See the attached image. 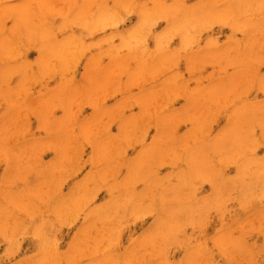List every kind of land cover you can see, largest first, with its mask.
I'll use <instances>...</instances> for the list:
<instances>
[{
  "label": "rangeland",
  "instance_id": "rangeland-1",
  "mask_svg": "<svg viewBox=\"0 0 264 264\" xmlns=\"http://www.w3.org/2000/svg\"><path fill=\"white\" fill-rule=\"evenodd\" d=\"M245 1L0 0V264H264V0Z\"/></svg>",
  "mask_w": 264,
  "mask_h": 264
},
{
  "label": "bare ground",
  "instance_id": "bare-ground-1",
  "mask_svg": "<svg viewBox=\"0 0 264 264\" xmlns=\"http://www.w3.org/2000/svg\"><path fill=\"white\" fill-rule=\"evenodd\" d=\"M229 1H231V0H229ZM244 1H245V0H244ZM247 1H248V3H249V0H247ZM225 2L227 3L226 5L230 4V3H228L227 1H225ZM239 2H241V1H238V3H239ZM245 2H246V1H245ZM245 2H244L242 5H245V4H246ZM234 5H235V4H234ZM236 5H237V4H236ZM44 6H46V5H44ZM209 6H210V5H209ZM209 6H208V7H209ZM229 6H230V5H229ZM238 6H240V5L238 4ZM246 6H247V5H245V6H243V7H246ZM231 7H233V6H230V8H231ZM235 7H236V6H235ZM235 7H234V8H235ZM250 7H251V5H250ZM211 8H212V7H211ZM219 8H221V6H220ZM223 8H225V7L223 6ZM227 8L229 9L228 6H227ZM227 8H226V9H227ZM247 8H248V7H247ZM200 9H201V8H200ZM206 9H208V11L206 10L207 15H208V14H209V15H212V14H211L212 11L210 10V12H209V8H206ZM215 9H216V8H215ZM217 9H218V8H217ZM232 9H233V8H232ZM237 9H239V8L237 7ZM250 9H251V8H250ZM240 10H242V8H241ZM240 10H239V11H240ZM80 11H81V10H80ZM164 11H165V10H164ZM198 11H199V10H198ZM203 11H204V10H203ZM213 11H214V9H213ZM217 11L220 12V10H217ZM217 11H216V13H218ZM235 11H236V10H235ZM242 11H243V10H242ZM244 11H245V10H244ZM246 11H249V10L246 9ZM200 12H201V13H205V12H202V11L200 10V11L198 12V14H200ZM233 12H234V10H233ZM233 12H232V13H233ZM166 13H168V12L166 11L165 14H166ZM195 13H196V12H195ZM206 13H205V14H206ZM221 13H222V12H221ZM236 13H237V15H238L239 12L236 11V12L234 13L233 17H235V18H236V15H235ZM205 14H204V15L201 14V15H203L204 17H206ZM143 15H144V14H143ZM192 15L194 16L195 14L192 12ZM231 15H232V14H231ZM163 16H164V15H163ZM169 16H170V15H169ZM196 16H197V14H196ZM196 16H195V17H196ZM203 16H200L199 19L202 18ZM215 16H217V14H216ZM221 16H222V15H221ZM229 16H230V14H229ZM44 17H45V16H44ZM46 17H47V16H46ZM166 17H167V14H166ZM170 17H171V16H170ZM192 18H193V17H192ZM224 18H227V19H228V18H230V17H225V16H224ZM231 18H232V16H231ZM149 19H151L150 16H149ZM172 19H173V17H172ZM34 20H35V19H34ZM197 20H198V19H197ZM173 21H174V19H173ZM193 21H194V20H193ZM195 21H196V20H195ZM198 21L200 22V20H198ZM198 21H196V23H197ZM142 22H143V21H142ZM199 22H198V23H199ZM25 23H26V22H25ZM145 23H146V22H145ZM174 23H175V22H174ZM194 23H195V22H194ZM196 23H195V24H196ZM142 25H143V23H142ZM175 25H176V24H175ZM175 25H172L171 27H174V28H175V27H176ZM104 26H105V25H104ZM147 28H148V27H147V25H146L145 30H146ZM168 28H169V27H168ZM177 28H178V27H177ZM177 28H176V30H177ZM171 29H172V28H171ZM136 30H137V29H136ZM145 30H144L143 32H145ZM172 30H173V29H172ZM176 30H175V31H176ZM93 32H94V31H93ZM139 32H141V31H139ZM143 32H141L140 34H141V35H144L145 33H143ZM166 32H167V31H166ZM172 32H173V31H172ZM172 32H171V33H172ZM135 33H136V32H135ZM142 33H143V34H142ZM132 34H133V33H131V35H132ZM146 34H147V33H146ZM168 34H169V33H168ZM171 35H172V34H171ZM180 35H181V34H180ZM182 35H183V32H182ZM129 36H130V35H129ZM135 36H136V35H135ZM135 36H133V37H135ZM138 36H139V34H138ZM162 36H163V35H162ZM184 36H186V35H183L182 38H184V40H185V37H184ZM159 37H161V36H159ZM163 37H165V32H164V36H163ZM130 38H131V37H130ZM130 38L128 37V40H129ZM135 38H136V37H135ZM135 38H132L131 40H133V39H135ZM165 38H166V39H167V38L169 39V37H165ZM176 38H177V37H176ZM182 38H181V39H182ZM163 39H164V38H163ZM168 39H167V40H168ZM188 39H189V38H188ZM137 40H138V38H137ZM159 40H160V39H159ZM162 41H163V40H162ZM162 41H160V43H161ZM200 41H201V40H200ZM131 42H132V41H131ZM137 42H138V41H137ZM156 42H157V41H156ZM188 42H189V41H188ZM157 43H158V42H157ZM160 43H158V45H160ZM165 43L167 44L168 41H165ZM183 43H184V42H183ZM186 43H187V42H186V40H185V43H184V44H186ZM66 44H67V43H66ZM156 45H157V44H156ZM168 45H169V44H168ZM14 46H15V45H14ZM66 46H67V45H66ZM126 46H127V45H126ZM2 47H3V46H2ZM4 48H5V46H4ZM4 48H1V49H4ZM54 48L56 49L57 47H54ZM127 48H129V47H127ZM134 48H135V47H134ZM136 48H137V47H136ZM164 48H165V46H164ZM51 49H53V48H51ZM57 49H60V48H57ZM53 50H54V49H53ZM64 50H65V49H64ZM135 50H137L138 52L140 51V50H138V49H135ZM251 50H252V49H251ZM2 51H3L2 54L4 55V50H2ZM62 51H63V50H62ZM65 51H66V50H65ZM131 51L135 54V51H133V48H132ZM159 51H160V49L158 50V52H159ZM210 51H211V50H210ZM129 52H130V51H129ZM138 52H137V53H138ZM162 52L164 53V49H162V51H161L160 53H162ZM213 52L215 53V56L218 54L217 51H213ZM213 52H212V53H213ZM62 53L64 54V51H63ZM66 53L68 54V57H69V53H68V51H67ZM66 53H65V55H66ZM133 53H132L131 56H133ZM163 53H162V54H163ZM208 53H209V52H208ZM212 53H211V54H212ZM216 53H217V54H216ZM54 54H56V55H55L56 57H59V56H63V57H64V56H65V55L61 54V52L59 53L58 51H57V53L54 52ZM54 54H51V55H54ZM130 54H131V53H130ZM138 54H140V53H138ZM211 54H208V55L211 56ZM244 54H245V52H244ZM246 54L248 55L249 53L247 52ZM57 55H58V56H57ZM83 55H84V54H83ZM141 55H142V54H141ZM157 55H158V53H157ZM160 55H161V54H160ZM247 55H245L244 60L246 59V56H247ZM158 56H159V55H158ZM210 56H209V57H210ZM215 56H214V57H215ZM63 57H60V59L63 58ZM68 57H67V58H68ZM162 57H164V55H163ZM165 57H166V56H165ZM207 57H208V56H207ZM67 58L64 59V61L61 60L60 63L62 62L63 65H64L65 61H68V60H69V59H67ZM130 58H131V57H130ZM146 58H147V59H145V60L147 61L149 57H146ZM155 58H156V57H155ZM159 58H160V57H159ZM102 59H103V58H102ZM118 59H120V62H121V61H123V59H125V58H122V59H121V58L119 57ZM118 59H116L117 61H115V62H117V63H115V65L118 64V62H119ZM140 60H141V59H140ZM137 61H139V60H137ZM149 61H150V60H149ZM156 61H157V60H156ZM156 61H155L156 65H155V64H152V63L149 62V64H150L149 69H150V70H151V67L153 68V65H155L154 67H157V63H158V62H156ZM160 61H161V59H159V62H160ZM162 61H164V60H162ZM215 61H216V60H215ZM124 62H125V61H124ZM140 62H141V61H140ZM217 62H218V61H217ZM62 63L60 64L61 67H63ZM147 63H148V62H147ZM153 63H154V62H153ZM46 64H47V63H46ZM141 64H142V62H141ZM141 64L138 63V65H141ZM149 64H148V66H149ZM151 64H152V66H151ZM158 64H159V67H160L162 63H158ZM164 64H165V63H164ZM115 65H114V66H115ZM47 66H48V64H47ZM47 66L45 65L46 68H48L50 65H49L48 67H47ZM114 66H113V67H114ZM141 66H142V65H141ZM148 66L146 65L147 68H148ZM124 67H125V66H124ZM146 67H145V68H146ZM42 68H43V66H42ZM51 68H52V67H51ZM116 68H117V67H116ZM139 68H140V70L143 69V68L141 69V67L138 66L137 69L139 70ZM147 68H146V69H147ZM44 69H45V68H44ZM52 69H53V68H52ZM61 69H63V68H61ZM113 69H114V68H113ZM117 69H118V68H117ZM155 69H156V68H155ZM20 70L23 71L22 69H20ZM123 70H124V69H123ZM135 70H136V69H135ZM138 70H136V71H138ZM150 70H149V72H151ZM44 71H45V70H44ZM44 71H42V72H44ZM113 71H116V70H113ZM152 71H153V69H152ZM154 71H155V70H154ZM138 72H140V71H138ZM142 72H143V71H141V73H142ZM149 72H148V69H147V73H148V74H149ZM21 73H22V72H21ZM151 73H152V72H151ZM153 73H155V72H153ZM1 74H2V73H1ZM71 74H72V73H71ZM130 74L132 75L133 73L130 72ZM136 74H137V73H136ZM157 74H158V73H157ZM4 75H5V74H3V77H4ZM7 75H8V74H7ZM102 75H103V76H102V79H104L103 77H105V76H108L107 78H109V75H108V73H106V72L102 73ZM112 75H113V73H112ZM145 75H146V74H145ZM140 76H142V74H140ZM140 76H139V77H140ZM73 77H74V76H73ZM135 77H137V76H135ZM135 77H134V76H133V77L130 76V78H132V79L135 78ZM1 78H2V77H1ZM113 78H114V76H113ZM113 78H112V79H113ZM130 78H129V79H130ZM2 79H3V78H2ZM132 79H131V80H132ZM3 80H4V79H3ZM104 80H105V79H104ZM5 81H6V80H5ZM102 81H103V80H102ZM102 83H103V82H102ZM25 85H26V84H25ZM171 86H172V85H171ZM4 89H6V90H7V93H8L9 89H8L7 87L4 88ZM6 90L3 91V94L6 93ZM0 91H2V90H0ZM0 93H1V92H0ZM7 93H6V94H7ZM3 94H1V95L3 96ZM58 94H59V93H58ZM62 94H63V93H61V95H62ZM64 94H65V93H64ZM61 95L57 96V98L59 99V97H60ZM63 96H64V98H65V95H63ZM63 96H62V98H63ZM147 98H148V97H147ZM142 99H144V98H142ZM61 100H62V99H61ZM138 100H139V99H138ZM144 101H145V100H144ZM147 101H148V100H147ZM149 102H150V101H149ZM141 103H142V100H141ZM145 104H146V101H145ZM148 106H149V105H148ZM147 108H148V107H147ZM150 109H151V108H150ZM150 109H149V110H150ZM20 111H21V110H20ZM150 111H152V110H150ZM19 113H20V112H19ZM156 118H157V117H156ZM215 119H216V118H215ZM47 121H48V120H47ZM44 122H45V121H44ZM48 122H49V121H48ZM212 122H213V121H212ZM166 124H168V123H166ZM57 126H58V125H57ZM57 126H56V127H57ZM80 126H82V125H80ZM84 126H85V125H84ZM53 128H54V127H53ZM79 128H80V127H79ZM82 128H83V126H82ZM165 128H167V126H166ZM57 129H58V128H57ZM80 129H81V128H80ZM86 129H87V128H86ZM2 130H3V129H2ZM2 130H1V131H2ZM51 130H52V129H51ZM57 131H59V129H58ZM65 131H66V130H65ZM83 131H84V130H83ZM136 131H137V130H136ZM60 132H61V131H60ZM80 132H81V131H80ZM132 132H133V131H132ZM134 132H135V131H134ZM64 133H66V132H64ZM82 133H84V132H81V134H82ZM87 133H89V131H88ZM59 134H60V133L57 134V132H56V135H59ZM89 134H90V133H89ZM92 134H94V133L92 132ZM92 134H90V136H91ZM168 134H169V133H168ZM244 134H245V133H244ZM54 135H55V133H54ZM66 135H67V134H66ZM85 135H86V134H85ZM196 135H197V134H196ZM74 136H75V135H74ZM83 136H84V135H83ZM129 136H130V134H129ZM129 136H128V137H129ZM167 136L170 137V135H167ZM167 136H166V138H167ZM172 136H173V135H172ZM193 136H194V135H193ZM228 136H229V135H228ZM87 137H88V136H87ZM87 137H86V139H87ZM91 137H92V136H91ZM84 138H85V136H84ZM229 138H230V137H229ZM88 139H89V137H88ZM92 139H93V138H92ZM131 139H132V138H131ZM55 140H58V139H55ZM94 140L96 141V139H94ZM107 140H108V139H107ZM166 140H167V139H166ZM166 140H165V141H166ZM173 140H174V139L172 138L171 141H173ZM190 140H191V139H190ZM9 141H10V140H9ZM171 141L168 140L167 143H170ZM223 141L226 142V139L223 140ZM227 141H228V139H227ZM0 142H1V144H3L2 141H0ZM59 142H60V146H61V141H59ZM62 142H63V140H62ZM81 142H82V141H81ZM101 142H102V141H101ZM109 142H112V141L110 140ZM158 142L160 143V141H158ZM158 142L155 141L154 143H155L157 146H159V145H158V144H159ZM219 142H220V141H219ZM219 142H218V143H219ZM53 143H54V142H53ZM74 143H75V142H74ZM82 143H84V142H82ZM96 143H97V142H96ZM112 143L114 144L115 142H112ZM118 143H119V142H118ZM118 143H117V146H118ZM154 143H153V144H154ZM157 143H158V144H157ZM165 143H166V142H165ZM221 143H222L224 146H225V145L227 146V145L230 144V143H228V144L225 143V144H224V143L222 142V140H221ZM232 143L234 144V142H232ZM1 144H0V146H5V145H1ZM66 144H67V143H65V145H66ZM99 144H101V143H99ZM171 144H172V143H171ZM215 144H216V143H215ZM219 144H220V143H219ZM236 144H237V143H236ZM82 145H83V144H82ZM101 145H102V144H101ZM107 145H108V144H107ZM107 145H106V146H107ZM120 145H121V143H120ZM212 145H213V144H212ZM212 145H210L211 147L209 146L211 149H212L214 146H216V145H214V146L212 147ZM217 145H218V144H217ZM111 146H112V145H111ZM111 146H110V147H111ZM151 146H153V145L151 144L150 147H151ZM43 147H44V146H43ZM57 147H59V146H57ZM112 147H113V146H112ZM114 147H116V145H114ZM217 147L219 148V146H217ZM236 147H237V146H236ZM0 148H1V147H0ZM61 148H64V146H62ZM72 148H73V147H72ZM72 148H71V150H72ZM82 148H83V147H82ZM104 148H105V147H104ZM116 148H117V147H116ZM151 148H152V147H151ZM222 148H223V146H222ZM1 149H2L3 151H1ZM1 149H0V152H4V148H1ZM42 149H43V148H42ZM58 149H59V148H58ZM147 149H148V148H147ZM149 149H150V148H149ZM162 149H163V148H162ZM162 149H161V150H162ZM216 149H217V148H216ZM219 149H220V148H219ZM24 150H25V149H24ZM61 150H62V149H61ZM111 150H112V149H111ZM113 150H114V148H113ZM155 150H156V149H155ZM161 150H160V151H161ZM165 150H168V149L165 148ZM165 150H164V152H165ZM172 150H173V149H172ZM213 150H214V149H213ZM230 150H231V148H230ZM6 151H7V150H6ZM9 151H10V150H9ZM62 151H63V150H62ZM64 151H65V150H64ZM64 151H63V152H64ZM69 151H70V150H69ZM73 151H74V150H73ZM114 151H116V150H114ZM156 151H158V149H157ZM156 151H155V152H156ZM188 151H189V150H188ZM188 151H185V152L188 153ZM190 151H191V150H190ZM216 151H217V150H216ZM216 151H215V152H216ZM13 152H14V151H13ZM23 152H24V151H23ZM38 152H39V151H38ZM38 152H37V153H38ZM102 152H103V149H102ZM102 152H101V153H102ZM145 152H146V150H145ZM227 152H229V150H228ZM227 152L224 151V152H222V153H223V155H224V154L227 153ZM25 153H26V152H25ZM69 153H71V152H69ZM103 153H105V152H103ZM149 153H150V152H148V154H149ZM162 153H163L162 151H161V153H159V151H158V154H162ZM192 153H193V151H191V153H189L188 155H189L190 157H192V156H191ZM217 153H218V152H217ZM220 153H221V152H220ZM222 153H221V154H222ZM3 154H4V153H3ZM9 154H10V156H9L8 153H7V155H8L9 158H10V157H11V153H9ZM148 154L146 153V158H147V156L150 155V154H149V155H148ZM184 154H185V153H184ZM18 155H19V154H18ZM40 155H41V153H40ZM97 155H98V154H97ZM155 155H156V157H157V153H155ZM185 155H186V154H185ZM188 155H186V156H187L186 158H189V159H190V157H188ZM3 156L6 157V155H3ZM62 156H64V155H62ZM65 156H66V155H65ZM99 156H100V155H99ZM99 156H96V157H97L98 159L102 158V159H101V162H105V161H103V160H104L103 156L101 155L100 158H99ZM105 156H106V155H105ZM152 156H153V153H152ZM96 157H94V159H93L94 161L96 160ZM154 157H155V156H154ZM156 157H155V158H156ZM179 157H180V156H179ZM141 158H143V156H142ZM155 158H154V160H155ZM157 158H158V157H157ZM119 159H120V158H119ZM11 160H13V159L11 158ZM14 160H15V159H14ZM14 160H13V161H14ZM80 160H81V159H80ZM105 160H107V159H105ZM150 160H152V158H151ZM154 160H153V161H154ZM186 160H187V159H186ZM191 160H192V159H191ZM197 160H199V157H197ZM7 161H8V160H7ZM78 161H79V160H78ZM138 161H139V160H138ZM138 161L136 160V162H138ZM155 161H156V160H155ZM8 162H9V161H8ZM11 162H12V161H11ZM29 162H30V161H29ZM62 162H63V161H62ZM136 162H135V166H136V164H137ZM183 162H184V161H183ZM186 162H188V161H186ZM195 162H196V160H195ZM195 162H194V163L192 162L194 166H195V164H197V163H195ZM14 163H16V160H15V162H13V164H14ZM42 163H43V162H42ZM78 163H79V162H78ZM105 163H106V162H105ZM152 163H153V162L151 161V164H152ZM154 163H155V162H154ZM154 163L152 164V166L154 165ZM156 163H157V162H156ZM156 163H155V164H156ZM190 163H191V162H190ZM192 163H191V164H192ZM17 164H18V163H16V165H17ZM106 164H108V166L110 167V165H109V161H107ZM106 164H105V165H106ZM148 164H149V163H148ZM151 164H150V167H151ZM198 164H200V166H198L197 170H198V171L203 170V169H199V168L202 166L201 163L198 162ZM20 165H21V164H19L18 166H20ZM63 165H64V164H63ZM105 165H104V167H105ZM143 165H145V163H144ZM188 165H189V163H188ZM68 166H69V165H68ZM13 167H14V166H13ZM64 167H65V166H64ZM64 167H63V169H64ZM130 167H131V166H130ZM130 167H129V170H130V171L132 170L131 172H133V170H136V169H134V165H133V164H132V167H133V168L130 169ZM144 167H145V166H144ZM144 167L141 166L140 169H139L138 171H139L140 173H142V172H141V169H142V171H143L144 174H145V172L147 171V169H148L149 167L147 166V167H148V168L146 167L147 169L144 168ZM186 167H187V166H186ZM195 167H196V166H195ZM195 167H194V168H195ZM15 168H16V167H15ZM73 168H74V167H73ZM143 168H144L145 170H144ZM202 168H204V167H202ZM205 168H206V167H205ZM13 169H14V168H13ZM22 169H23V168H22ZM25 169H26V167H25ZM25 169H24V171H25ZM27 169H29V168H27ZM57 169H58V168H57ZM57 169H56V170H57ZM103 169H104V168H103ZM187 169H188V168H187ZM187 169H186V170H187ZM14 170H15V169H14ZM61 170H62V169H61ZM186 170H185V171H186ZM195 170H196V169H195ZM204 170H205V169H204ZM15 171H16V170H15ZM18 171H19V170H18ZM22 171H23V170H22ZM58 171H60V170L58 169ZM64 171H66V170L64 169ZM150 171H151V170H150ZM187 171H190V170H187ZM191 171H192V170H191ZM25 172H26V171H25ZM104 172H105V169H104ZM122 172H123V171H122ZM131 172H130V173H131ZM134 172H135V171H134ZM134 172H133V173H134ZM139 172H135V173H136V174H137V173L140 174ZM55 173H56V172H55ZM67 173H68V172H67ZM59 174H60V173H59ZM110 174H111V173H110ZM136 174H133L134 177H135ZM138 174H137V177H136V178H139L140 180L143 179V178H145V177L147 178V174H146V176H144V177H143V175H139V176H138ZM215 174H216V173H215ZM150 175H151V174H150ZM150 175H149V177H150ZM253 175L255 176V174H253ZM71 176H72V175H71ZM106 176H107V175H106ZM151 176H153V175H151ZM38 177H39V176H38ZM67 177H68V176H67ZM117 177H118V176H117ZM127 177H128V176H127ZM140 177H141V178H140ZM149 177L147 178V179H148L147 181L150 180ZM36 178H37V177H36ZM128 178H129V177H128ZM152 178H153V177H152ZM154 178H155V177H154ZM154 178H153V180H154ZM251 178L253 179V177H251ZM137 180H138V179H137ZM137 180H136V181H137ZM237 180H238V179H237ZM136 181H134L133 183H135ZM147 181H146V182H147ZM154 181H155V180H154ZM36 182H37V181H36ZM60 182H61V181H60ZM138 182H139V181H138ZM150 182H151V181H150ZM155 182H156V181H155ZM50 183H51V182H50ZM63 183H64V182H63ZM133 183H132V184H133ZM243 183H244V182H243ZM243 183H242V184L240 183L242 186L244 185V186H243V191H248V190H250L251 188H254L256 191H258V189H257L256 187H252V185L254 184V183H253V180H250L248 183H244V184H243ZM52 184H53V183H52ZM153 184H154V183H153ZM161 184H163V183H160V187H161ZM148 185H150V184H148ZM154 185H155V184H154ZM241 185H239V188H240V189L242 188ZM6 186H9V185L7 184ZM34 186H35V185H34ZM56 186H57V185H56ZM152 186H153V185H152ZM152 186H151V187H152ZM162 186H163V185H162ZM240 186H241V187H240ZM153 187H154V186H153ZM55 188H56V187H55ZM57 188H58V187H57ZM124 188H125V187H124ZM130 188H131V187H130ZM126 189H127V191L130 190L128 186L125 188V191H126ZM40 190H41V189H40ZM40 190H39V191H40ZM39 191H38V192H39ZM53 191H54V190H53ZM158 191H159V190H158ZM79 192H80V191H79ZM132 192H133V191H132ZM131 194H132V193H131ZM232 194H233V193H232ZM55 195H56V194H55ZM55 195H54V196H55ZM79 195H80V194H79ZM158 195H159V193H158L156 196H158ZM41 196H42V195H41ZM86 196H87V195H86ZM129 196H131V195L129 194ZM29 197H30V196H29ZM83 197H84V194H83ZM42 198H43V197H42ZM42 198H41V199H42ZM44 198L46 199V197H44ZM160 198H162V197H160ZM160 198H159V199H160ZM45 199H44V200L42 199V201H43V205H44V201L46 202ZM79 199H80V198H79ZM84 199H85V198H84ZM84 199H83V201H84ZM137 199H138V196H137ZM128 200H129V199H128ZM140 200H141V199H139V201H140ZM160 200H161V199H160ZM162 200L165 201L164 199H162ZM20 201H22V199H21ZM26 201H27V205L30 206V203H32V200L29 199V200H26ZM30 201H31V202H30ZM78 201H79V200H78ZM81 201H82V200H81ZM81 201H80V202H81ZM131 201H132V200H131ZM135 201H136V198H135ZM137 201H138V200H137ZM18 202H19V200H18ZM28 202H29V203H28ZM39 202H40V201H39ZM48 202H49V201H48ZM70 202H71V201H70ZM80 202H77L78 205H76V204H75V205H76V206H79L81 203H83V202H81V203H80ZM19 203H21V202H19ZM40 203L42 204V202H40ZM46 203H47V202H46ZM46 203H45V204H46ZM63 203H64V202H63ZM71 203H73V202H71ZM75 203H76V200H75ZM166 203H168V202H164L163 205H162L161 207L165 206ZM21 204H22V203H21ZM21 204L18 205V206H20L19 210L21 209L22 211H24V209H23L24 207L22 206L23 204H22V205H21ZM24 204H26V202H24ZM65 204H66V203H65ZM68 204H69V203H68ZM73 204H74V203H73ZM83 204H84V206L86 205L85 203H83ZM66 205H67V204H66ZM75 205H74V206H71V208H69L70 205H67V206H68L69 209L74 210V209L76 208ZM124 205H126V203H125ZM124 205H123V206H124ZM141 205H142V204H141ZM24 206H25V205H24ZM48 206H49V205H48ZM48 206H47V207H48ZM60 206L62 207V203H61ZM81 206H83V205L81 204ZM81 206H80V207H81ZM131 206H133L132 208H134V203H133ZM148 206H149V205H148ZM22 207H23V208H22ZM32 207H33V206H32ZM35 207H36V208H35V210H36V209H37V206H35ZM50 207H51V206H50ZM52 207H53V206H52ZM63 207H64V206H63ZM63 207H62V208H63ZM72 207H74V208L72 209ZM80 207H79V208H80ZM149 207H150V206H149ZM149 207H147V208H149ZM27 208H28V207H27ZM64 208H65V207H64ZM68 208H66V209L69 210ZM31 209H32V211H33L34 208H31V206H30V211H31ZM47 209L49 210L50 208H47ZM47 209H46V210H47ZM60 209H61V208H60ZM76 209H77V208H76ZM130 209H131V208H130ZM144 209H145V207H144ZM25 210H26V206H25ZM53 210H54V208H53ZM64 210H65V209H64ZM28 211H29V208H28L27 212H28ZM30 211H29L28 215L32 216V213H34L35 211L32 212V213H30ZM60 211H62V210H60ZM78 211H79V210H77L76 212L78 213ZM107 211H108V210H107ZM169 211H170V210H169ZM186 211H187V210H186ZM241 211H242V210H241ZM6 212H7V210H6ZM6 212H4L3 214H6ZM27 212H26V213H27ZM49 212H51V211L49 210ZM63 212H64V211H63ZM166 212H168V211H166ZM166 212H165V214H166ZM12 213H13V212H12ZM35 213H36V212H35ZM60 213H61V212H60ZM64 213H66V212H64ZM70 213H71V212H70ZM70 213H68V211H67L66 216H72ZM72 213H73V216H72L71 218H72V219H74L73 217L76 218V215H75L76 213H74V211H72ZM109 213H110V212H109ZM147 213H148V211H147ZM171 213H172V211H171ZM211 213H212V212H211ZM42 214H43V213H42ZM68 214H69V215H68ZM81 214H82V213H81ZM106 214H107V212H106ZM145 214H146V213H145ZM12 215H13V214H12ZM15 215H16V214H15ZM18 215H20V214L18 213ZM28 215H27V216H28ZM43 215H44V214H43ZM58 215H59V213H57V216H58ZM74 215H75V216H74ZM103 215H104V217H105V214H103ZM119 215H120V214H119ZM166 215H168V214H166ZM177 215L180 217L179 214H177ZM257 215H258V214H257ZM63 216H64V215H63ZM120 216H121V215H120ZM120 216H118V217H120ZM123 216H124V215L122 214V217H123ZM255 216H256V215H254L253 217H255ZM49 217H50V216H49ZM59 217L61 218V216H59ZM106 217L108 218L107 215H106ZM106 217H105V219H106ZM122 217H121V220L123 219ZM129 217H130V216H129ZM170 217H171V216H168V218H170ZM179 217L176 218V221H178ZM212 217H213V216H212ZM23 218H24V217H23ZM30 218H32V217H30ZM57 218H58V217H57ZM68 218H69V217H68ZM127 218H128V217H126V219H127ZM166 218H167V217H166ZM9 219H10V218H9ZM111 219H112V218H110V221H111ZM117 219H118V218H117ZM119 219H120V218H119ZM170 219H171V218H170ZM68 220H71V219L69 218ZM107 220H108V219H107ZM124 220H125V219H124ZM134 220H135V219H133V221H134ZM165 220H166V219H165ZM6 221H8V220H6ZM33 221H34V220H33ZM54 221H55V220H54ZM66 221H67V219H66ZM110 221H109V222H110ZM122 221H123V220H122ZM135 221H136V220H135ZM166 221H167V220H166ZM168 221H169V219H168ZM170 221H171V220H170ZM172 221H173V220H172ZM70 222H71V221H70ZM102 222L104 223V221H102ZM116 222H118V221L116 220ZM120 222H121V221H120ZM159 222H161V221H159ZM159 222H158V223H159ZM260 222H261V221H260ZM60 223L62 224V222H60ZM64 223H65V222H64ZM107 223H108V222H107ZM158 223H157V225H158ZM166 223H168V222H166ZM178 223H179V222H178ZM255 223H256V222H255ZM255 223H254V225H255ZM30 224H31V223H30ZM52 224H53V223H52ZM70 224H71V223H70ZM105 224H106V221H105ZM129 224H130V223H129ZM169 224H170V222H169ZM31 225H32V224H31ZM31 225H29V226H31ZM42 225H43V224H42ZM64 225H65V224H64ZM157 225H156V226H157ZM163 225H166V224L163 222ZM167 225H168V224H167ZM25 226H28V225H25ZM32 226L35 227V224H33ZM48 226H49V225H48ZM50 226H51V223H50ZM69 226H70V225H69ZM122 226H123V225H122ZM158 226H159V225H158ZM158 226H157V227H158ZM172 226H173V225H172ZM176 226H177V225H176ZM244 226H246V225H244ZM255 226H256V225H255ZM41 227H42V226H41ZM41 227H40V228H41ZM157 227H156V228H157ZM162 227H163V226H162ZM164 227H165V226H164ZM203 227H204V226H203ZM3 228H4V227H3ZM40 228H39V229H40ZM48 228H49V227H48ZM50 228H51V227H50ZM60 228H61V226H60ZM158 228L160 229V226H159ZM174 228H175V226L171 229V231H173ZM210 228H211V227H210ZM23 229H24V228H23ZM23 229H22L21 231H24L25 229H26V231H27V227H26L24 230H23ZM29 229L31 230L32 228H29ZM39 229L37 228V230H38L37 232H38V233H37L36 231H34V233H36V234L38 235V234H39V231H40ZM108 229H109V228H108ZM30 230H29V231H30ZM32 230H33V229H32ZM98 230H99V229H98ZM109 230H110V229H109ZM168 230H169V229H168ZM260 230H262V229H260ZM6 231H7V230H6ZM91 231H92V230H91ZM96 231H97V230H96ZM99 231H101V230H99ZM158 231H159V230H158ZM254 231H255V230H254ZM30 232H32V231H30ZM56 232H58V230H57ZM101 232H102V231H101ZM101 232H99V233H97V234L99 235ZM165 232H167V231H165ZM193 232H194V231H193ZM259 232H260V231H259ZM40 233H42V232L40 231ZM206 233H207V232H206ZM206 233H205V234H206ZM256 233H257V232H256ZM29 234H30V233H29ZM55 234H56V233L54 232L53 237L56 236ZM168 234H169V232H168ZM168 234H165V236H167V239H168V241H169L170 239H172V237H171V238L169 237V238H170V239H169V238H168ZM172 234H174V233L172 232ZM172 234H171V235H172ZM30 235H31V234H30ZM43 235H44V234H43ZM43 235H41V236H43ZM98 235H97V236H98ZM163 235H164V233H163ZM163 235H162V236H163ZM17 236H18V235H17ZM50 236H51V235H50ZM169 236H170V235H169ZM195 236H196V235H195ZM21 237H23V236L21 235ZM39 237H40V236H39ZM43 237H45V236H43ZM55 238H56V237H55ZM86 238H87V237H86ZM163 238L166 239L165 237H163ZM163 238L161 237L162 241H164V243L167 242V239L164 240ZM15 239H16V238H14V241H15ZM31 239H32V238H31ZM35 239H36V238H35ZM51 239H52V236H51ZM51 239H50L49 241H51V244L53 245V240H55V239H54V238H53V240H51ZM60 239H61V238H60ZM81 239L83 240L84 237L81 238ZM219 239H222V238H219ZM249 239H250V238H249ZM36 240H37V239H36ZM38 240H39V238H38ZM84 240H85V239H84ZM159 240H160V239H159ZM159 240H158V241H159ZM222 240H223V239H222ZM257 240H258V239H257ZM16 241H17V239H16ZM16 241H15V242H16ZM42 241L46 242L47 240H46V241H45V240H42ZM55 241H56V240H55ZM86 241H87V240H86ZM20 242H21V241H20ZM82 242H83V241H82ZM117 242H118V240H117ZM159 242H161V240H160ZM217 242H219V241L217 240ZM256 242H257V241H256ZM39 243L41 244V241H40ZM39 243H38V244H39ZM42 243H43V242H42ZM48 243H49V242H48ZM55 243L57 244V242H55ZM85 243H86V242H85ZM221 243H222V244H223V243H226V241L223 242V241L220 240L219 244L217 243V245L220 247V246H221V245H220ZM19 244H20V243H19ZM38 244L36 243V245H38ZM40 244H39V245H40ZM51 244H50V245H51ZM114 244H115V242H114ZM162 244H163V243H162ZM228 244H229V243H228ZM41 245H43V244H41ZM50 245H49V246L47 245V246H48V249H50V248H49V247H51ZM153 245H154V244H153ZM110 246H111V245H110ZM223 246H225V244H224ZM223 246H221V247H223ZM99 247H100V246H99ZM99 247H98V248H99ZM225 247H226V246H225ZM18 248H19V247H18ZM155 248H156V246H155ZM160 248H161V247H160ZM223 248H224V247H223ZM112 249H114V247H113ZM76 250H77V249H76ZM104 250H105V249H104ZM207 250H208V249H207ZM46 251L48 252V250H46ZM199 251H200V250H199ZM199 251H198V252H199ZM167 252H168V251H167ZM48 253H49V252H48ZM84 253H85V252H84ZM82 254H83V253H82ZM179 254H180V253H179ZM196 254H197V253H196ZM83 255H84V254H83ZM128 255H129V254H128ZM235 255H236V254H235ZM42 256H43L42 259L46 260V258H44V257L46 256L45 252H43V255H42ZM211 256H212V255H211ZM215 256H216V255H215ZM260 256H261V254H260ZM10 257H11V256H10ZM46 257H47V256H46ZM48 259H49V258H48ZM54 262H55V261H54ZM205 262H206V261H205ZM42 263H44L43 260H42ZM46 263H47V262H46ZM56 263H57V262H55V264H56ZM196 264H197V263H196Z\"/></svg>",
  "mask_w": 264,
  "mask_h": 264
}]
</instances>
